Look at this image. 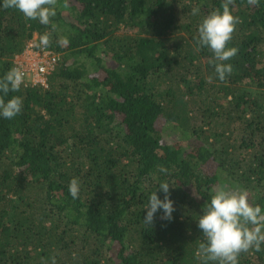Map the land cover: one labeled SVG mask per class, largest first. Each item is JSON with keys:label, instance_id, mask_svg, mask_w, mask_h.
I'll use <instances>...</instances> for the list:
<instances>
[{"label": "trees", "instance_id": "16d2710c", "mask_svg": "<svg viewBox=\"0 0 264 264\" xmlns=\"http://www.w3.org/2000/svg\"><path fill=\"white\" fill-rule=\"evenodd\" d=\"M223 2L56 0L48 25L0 7V76L45 33L59 57L48 87L4 97L23 110L0 118V264H204L197 220L215 190L239 185L264 205V0H231L239 51L220 81L197 40ZM165 179L173 219L147 226ZM239 264H264V250Z\"/></svg>", "mask_w": 264, "mask_h": 264}, {"label": "clouds", "instance_id": "9594fccd", "mask_svg": "<svg viewBox=\"0 0 264 264\" xmlns=\"http://www.w3.org/2000/svg\"><path fill=\"white\" fill-rule=\"evenodd\" d=\"M256 4L258 0H249ZM231 0H224L222 10H216L205 16L198 26L197 43L208 48L212 53L215 73L220 81H224L233 71V65L228 63L237 55V47H229L234 30L240 22L230 8ZM0 7L13 8L23 13L26 18L38 20L48 25L51 18L57 15L56 0H0ZM195 13L196 10L194 9ZM42 45L49 43L47 33L40 37ZM61 45L69 43L67 37H61ZM25 82V73L20 67H11L0 76V118L13 119L23 110V100L20 96L4 99L10 92H18ZM159 171L168 174V169L161 166ZM170 186L167 179L148 196L145 205L146 213L143 223L151 226L156 214L162 211V220L171 221L175 211V202L171 199ZM81 181L73 177L68 185V191L73 199L79 197ZM163 192V198L158 195ZM197 226L202 232L197 255L204 264H239V255L250 249L264 250V205L253 204L249 200L246 188L233 184H222L202 207ZM51 264H56V257H51Z\"/></svg>", "mask_w": 264, "mask_h": 264}, {"label": "built area", "instance_id": "2783aa9c", "mask_svg": "<svg viewBox=\"0 0 264 264\" xmlns=\"http://www.w3.org/2000/svg\"><path fill=\"white\" fill-rule=\"evenodd\" d=\"M59 61L58 55L48 49L46 45L37 46L35 41L31 42L26 50L16 57L15 65L25 73V82L32 86L48 87L49 76L54 71Z\"/></svg>", "mask_w": 264, "mask_h": 264}, {"label": "rangeland", "instance_id": "374dc122", "mask_svg": "<svg viewBox=\"0 0 264 264\" xmlns=\"http://www.w3.org/2000/svg\"><path fill=\"white\" fill-rule=\"evenodd\" d=\"M132 33H135V32H132ZM165 135H166V139L169 140V141L177 140V137H176L177 134H174L170 130H167V133Z\"/></svg>", "mask_w": 264, "mask_h": 264}]
</instances>
